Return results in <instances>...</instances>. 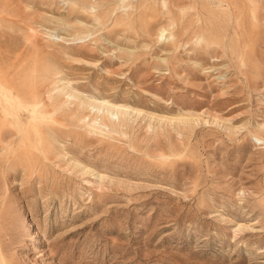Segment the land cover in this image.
Instances as JSON below:
<instances>
[{
    "label": "rangeland",
    "instance_id": "obj_1",
    "mask_svg": "<svg viewBox=\"0 0 264 264\" xmlns=\"http://www.w3.org/2000/svg\"><path fill=\"white\" fill-rule=\"evenodd\" d=\"M0 90V264H264V0H0Z\"/></svg>",
    "mask_w": 264,
    "mask_h": 264
},
{
    "label": "bare ground",
    "instance_id": "obj_2",
    "mask_svg": "<svg viewBox=\"0 0 264 264\" xmlns=\"http://www.w3.org/2000/svg\"><path fill=\"white\" fill-rule=\"evenodd\" d=\"M0 92H2L3 93V91L2 90H0ZM4 94V93H3ZM34 97V96H33ZM6 100L7 101H9V103H11V104H13L14 103V101L15 100H13V99H11V98H9V97H6ZM16 102V101H15ZM32 112V111H31ZM35 115V114H34ZM31 117H32V115H31Z\"/></svg>",
    "mask_w": 264,
    "mask_h": 264
}]
</instances>
